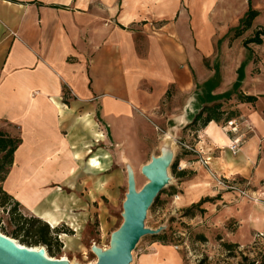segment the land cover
Wrapping results in <instances>:
<instances>
[{
  "label": "crops",
  "instance_id": "0c3cea01",
  "mask_svg": "<svg viewBox=\"0 0 264 264\" xmlns=\"http://www.w3.org/2000/svg\"><path fill=\"white\" fill-rule=\"evenodd\" d=\"M247 10L248 0H0V131L20 139L2 190L24 213L79 234L75 177L114 164L113 177L123 178L126 165L148 164L170 137L178 174L163 202L177 196L186 210L204 201L201 213L178 220L222 246L248 248L264 234V204L210 177L264 189V38L250 50L241 36L219 42L225 22ZM214 104L234 114L238 133L213 121L189 127ZM106 142L110 160L91 150ZM137 252L136 264H184L172 245L148 241Z\"/></svg>",
  "mask_w": 264,
  "mask_h": 264
},
{
  "label": "rangeland",
  "instance_id": "374dc122",
  "mask_svg": "<svg viewBox=\"0 0 264 264\" xmlns=\"http://www.w3.org/2000/svg\"><path fill=\"white\" fill-rule=\"evenodd\" d=\"M251 7L259 10V16L252 22L254 26H251L249 31L243 33L240 39L252 36L257 28L264 29V0H252ZM242 19L243 17L239 20H230L228 22L229 26H225V22L224 28L220 30V35L222 36L219 42L227 43L233 41L235 39L233 38L235 30ZM256 51L252 50L251 56L255 57L257 59L256 62H258L262 58L260 57L261 53ZM262 55H264V52H262ZM243 66L244 64L242 63L240 67ZM258 70V67H254L252 73L255 74ZM161 140H157L156 144L161 142ZM91 146L93 152L100 151L101 155H106L110 160L112 156L109 153V150L112 149L110 144L107 142L101 145L92 143ZM159 155L160 148L156 149L155 154L150 155V157ZM174 161L175 158L171 165ZM116 169H118V166L113 164L104 174L92 171L90 176L77 175L75 177V189L73 192L76 198V208H74V213L76 217L81 218V221L79 219L81 232L77 234L69 224H61L72 232V235H66L68 236V241L61 234L59 236L52 234L53 228L44 220L24 213L20 206H14V201L6 200L2 204L4 201L2 194H0V233L23 247L44 249L46 256L53 260H60L65 257L69 264H95L96 257L92 253L91 248L95 246L100 249H107L110 235L120 227L123 221L122 204L127 191L126 174H124L123 178L115 180L113 173ZM140 169L141 165L132 169L137 191L147 182ZM167 176L169 184L165 186L158 195L156 202L149 208L144 226L151 230L163 229L162 232L165 233L170 245L179 247L177 251L182 255L184 264H199L200 261H202V264H252L255 260L264 264V246L250 247L251 249L248 250L246 248L241 250L232 248L231 252H228L222 244L216 243L211 237L206 238L200 230L197 231L196 227L187 226L185 219L182 222L178 220L180 218L179 214L185 210L179 209L178 200L175 199L177 196H174L169 204L168 202L164 203L162 200L164 195L172 193V185L175 182V175L171 172V166L168 168ZM60 190H62L61 187ZM259 191L264 192V189ZM62 192L66 191L62 190ZM71 193L68 192L67 194ZM198 212L199 210L193 211V213ZM18 217H22L21 219H25V221H19ZM34 218L38 222H33ZM44 225H47L51 232L50 244H35L38 236L32 234L42 229ZM200 236L203 237V240L199 238ZM150 239V235L141 238L132 252L130 264H136L137 251L143 243H147Z\"/></svg>",
  "mask_w": 264,
  "mask_h": 264
},
{
  "label": "water",
  "instance_id": "95a60500",
  "mask_svg": "<svg viewBox=\"0 0 264 264\" xmlns=\"http://www.w3.org/2000/svg\"><path fill=\"white\" fill-rule=\"evenodd\" d=\"M174 141L168 137L160 148V155L151 157L140 172L147 180L136 190L134 173L126 165L127 191L122 204V224L110 235L109 247L100 249L93 246L95 264H130L132 252L137 243L145 236H153L163 229H147L144 226L147 212L158 198L160 192L169 184L168 168L173 159ZM0 264H69L67 260H53L46 256L44 249L33 250L23 247L0 233Z\"/></svg>",
  "mask_w": 264,
  "mask_h": 264
},
{
  "label": "trees",
  "instance_id": "16d2710c",
  "mask_svg": "<svg viewBox=\"0 0 264 264\" xmlns=\"http://www.w3.org/2000/svg\"><path fill=\"white\" fill-rule=\"evenodd\" d=\"M258 16V12L253 10L251 7V0H248V10L245 13L243 19L240 22V25L238 28L235 30V34L233 38H238L240 37L243 33L247 32L251 26L253 20ZM262 38H264V29H257L252 36L246 38L243 41V47H245L247 50L248 45L254 44V45H261L262 44ZM239 80V79H238ZM240 81V80H239ZM207 88H209V84L206 85ZM230 95L229 94H224L220 96L219 98L222 99H229ZM218 98V97H217ZM238 100L242 102H247V103H252L255 101L254 97L250 96H238ZM234 117V114L232 112L226 113L225 111L221 110V104H214L212 106L204 107L201 109V111L196 115L194 121L189 125V127L193 128V130L199 131L200 129L204 128L207 126L208 123L210 122H215L218 124H223L225 125L229 121H232ZM20 144V139L16 137H10L7 135L5 132L0 131V194L3 195L4 201L2 204L6 202V200H12L14 201L10 196H8L3 190L1 184L4 182V180L7 177V174L9 173L10 166L13 163V154L15 150L17 149L18 145ZM177 162L176 159L174 163L171 165V172L174 175H177ZM157 200V199H156ZM155 200V202H156ZM15 205L14 206H20L18 202L14 201ZM204 202V201H202ZM200 202L197 205H192L190 208L186 209L183 212L184 217L188 218H193L196 216L197 213H193L194 210H199V206L202 203ZM202 211L199 210L198 213H201ZM19 221H21L22 217H18ZM37 219H33V222H38ZM22 221H25L23 219ZM23 224V223H22ZM52 234H55V236H59L60 234L64 235H72V232L66 229L64 226H61L59 228L52 229ZM50 231L47 225H44V227L40 230L35 231L32 235L38 236V240L35 242L41 243L43 245H48L50 244ZM200 239L203 240V237H199ZM150 242H159L162 245H170V242H168L167 237L165 236L164 232H161L159 234L151 236V239L149 240ZM60 247V245H58ZM224 249L228 252H231V249L233 248L232 245H223ZM204 261V260H203ZM199 264H202V261L199 262ZM254 264V263H252ZM258 264H261L260 262Z\"/></svg>",
  "mask_w": 264,
  "mask_h": 264
},
{
  "label": "built area",
  "instance_id": "2783aa9c",
  "mask_svg": "<svg viewBox=\"0 0 264 264\" xmlns=\"http://www.w3.org/2000/svg\"><path fill=\"white\" fill-rule=\"evenodd\" d=\"M239 127L240 125L238 124V121L236 120L229 121L228 123L224 125V128H229L230 132L232 133H238ZM234 143L235 144L239 143V140L235 139ZM175 145L179 149H182L183 151H187L191 154H197V155L202 154L201 151L197 149L196 147L191 146L189 144H185L181 141H177ZM202 161L204 165L208 166L207 164V162L209 161L208 158L202 159ZM210 177L212 178L213 183L217 189L232 193L239 198L247 199L248 201L253 202V203L264 204V192L252 191L248 189L247 187H244L242 183L235 178L224 177L221 175H217L216 173H211ZM261 241H264V234L257 235L254 242L246 249L248 250V249H251L250 247L258 246V243ZM174 249L179 250V247L174 246ZM238 250H241V249H238ZM258 263H259L258 260L254 261V264H258Z\"/></svg>",
  "mask_w": 264,
  "mask_h": 264
},
{
  "label": "bare ground",
  "instance_id": "6f19581e",
  "mask_svg": "<svg viewBox=\"0 0 264 264\" xmlns=\"http://www.w3.org/2000/svg\"><path fill=\"white\" fill-rule=\"evenodd\" d=\"M164 135H165V134H164ZM176 199H178V197H177ZM31 249H33V250H37V248H31ZM62 260H67V259L64 257V258H62Z\"/></svg>",
  "mask_w": 264,
  "mask_h": 264
}]
</instances>
